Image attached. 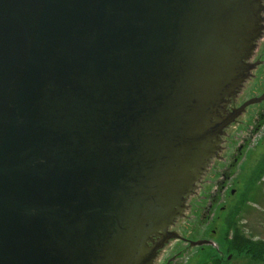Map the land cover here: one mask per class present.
<instances>
[{"label": "water", "instance_id": "1", "mask_svg": "<svg viewBox=\"0 0 264 264\" xmlns=\"http://www.w3.org/2000/svg\"><path fill=\"white\" fill-rule=\"evenodd\" d=\"M262 2L0 0V264H153L264 100L223 115Z\"/></svg>", "mask_w": 264, "mask_h": 264}, {"label": "rangeland", "instance_id": "2", "mask_svg": "<svg viewBox=\"0 0 264 264\" xmlns=\"http://www.w3.org/2000/svg\"><path fill=\"white\" fill-rule=\"evenodd\" d=\"M251 66L248 79L233 102L235 107L264 93V33ZM219 147L218 156L187 205L185 217L174 229L195 244L188 247L183 241L170 242L162 254L165 261L172 259L171 264H211L219 255H224L226 264H258L233 253L227 261V240L238 230L250 239L264 241V102L248 108L230 125ZM205 244L209 246L202 248Z\"/></svg>", "mask_w": 264, "mask_h": 264}, {"label": "flooded vegetation", "instance_id": "3", "mask_svg": "<svg viewBox=\"0 0 264 264\" xmlns=\"http://www.w3.org/2000/svg\"><path fill=\"white\" fill-rule=\"evenodd\" d=\"M262 4H263V8H264V0H263V2H262ZM262 16H263V22H262V25H263V27H264V9H263V14H262ZM263 33H264V29H263ZM262 63H263V61H261L258 65L259 66H261L262 65ZM256 67H257V65H256ZM244 87V86H243ZM240 92H241V90L237 93V95L235 96V97H233V98H231L230 100H229V102L227 103V105H225V114H223L224 116H227V115H229V114H231L232 113V111L233 110H235V109H238V108H240V107H242L246 102H244V103H242L240 106H238V107H235V106H233V102H234V100L239 96V94H240ZM264 95V93H261V94H259V95H257L256 97H254V99H257V98H260V97H262ZM264 102V100L262 101V102H260V103H258V104H261V103H263ZM257 105V104H256ZM251 106H255V105H251ZM250 106V107H251ZM250 107H247L246 109H245V111L248 109V108H250ZM244 111V112H245ZM244 112L241 114V115H243L244 114ZM241 115L234 121V123H236L237 121H238V119L241 117ZM234 123H232V124H234ZM231 124V125H232ZM220 149H221V147H219ZM225 187H223V189H224ZM223 193H225V191L223 190ZM234 194V191H231V195H233ZM187 208H188V206H187ZM222 209V208H221ZM223 210V209H222ZM185 217V215L183 214V216L181 217V218H184ZM232 221H233V218H232ZM231 222V221H230ZM175 224H176V221L167 229V232H170V233H172V232H174V226H175ZM175 233V232H174ZM161 234H163L162 232H159L158 234H155L154 236H152L151 237V241L149 242V245L150 246H154L156 243H158V242H160L161 240H162V237L160 236ZM172 241H183V242H185L186 244H187V246L188 247H192L193 246V244H195V243H193V241H189V240H187V239H183L182 237H179V238H177V239H173V240H170V241H168V242H166L165 244H164V246L157 252V256H156V259H155V261H154V263L153 264H171V262H172V259L170 260H164L163 259V254H162V252L164 251V249L166 248V246L170 243V242H172ZM201 241V240H200ZM203 241H207V240H202L201 242H203ZM198 242V241H197ZM206 246H209L208 244H205V245H203V246H201L202 248H204V247H206ZM215 256H216V254H215ZM231 256L232 255H230V256H228L227 257V261H230V259H231ZM225 261H224V255H219V257H217L216 256V258L213 260V263H211V264H226V263H224Z\"/></svg>", "mask_w": 264, "mask_h": 264}, {"label": "trees", "instance_id": "4", "mask_svg": "<svg viewBox=\"0 0 264 264\" xmlns=\"http://www.w3.org/2000/svg\"><path fill=\"white\" fill-rule=\"evenodd\" d=\"M227 242L229 254L244 256L252 262L264 264V241L250 239L236 230Z\"/></svg>", "mask_w": 264, "mask_h": 264}]
</instances>
